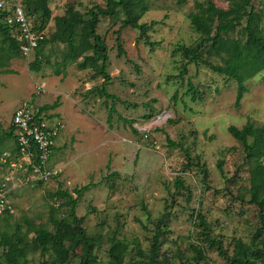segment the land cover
<instances>
[{"label":"rangeland","instance_id":"374dc122","mask_svg":"<svg viewBox=\"0 0 264 264\" xmlns=\"http://www.w3.org/2000/svg\"><path fill=\"white\" fill-rule=\"evenodd\" d=\"M207 1L186 0L179 5L176 0H149L150 9L139 21L156 22L147 38L133 28L119 29L123 14L101 18L97 32L105 40L109 57L106 72L110 79L105 85L90 69L77 68L82 58L69 65L64 75H54L62 45L46 48L39 72L29 69L32 56L9 62L11 72L0 75V154L13 147L11 139L2 137L20 106L29 105L33 111L52 107L49 114L60 116L65 128L49 163L61 173L46 184L24 186L11 195L14 212L0 219V239L3 233L20 228L33 248V230L54 231L51 218L68 213L67 207L57 208L64 199L53 194L67 191L75 198L74 189L89 185L75 212L84 218L87 235L98 240L97 264H110L108 238L114 234L138 242L147 255L158 220L163 231L160 264H226L221 251L230 256L234 241L250 242L258 211L247 202L249 164L227 128H242L247 121L264 124V71L245 83L247 92L235 107L234 81L187 61L179 48H194L201 39L188 15L195 11L194 3ZM212 1L220 9L227 8V0ZM68 3L85 14L90 8H105L107 0H52L49 29ZM251 5L264 17V0H251ZM205 51L203 58L223 63ZM47 58L49 63H45ZM37 86L43 88L40 94ZM104 87L113 97L99 91ZM166 137L182 143L191 154V163L178 148L168 146ZM196 156L202 167L196 164ZM176 178L182 186H176ZM196 213L204 216L211 240L220 241V247L204 240L193 217ZM195 247L204 252V260H194ZM258 248L261 255L252 259L264 264V245ZM2 252L0 247V264H5ZM78 253L67 264H78ZM28 260L38 264L51 258L49 253L41 256L32 251ZM124 264L151 263L130 245Z\"/></svg>","mask_w":264,"mask_h":264},{"label":"trees","instance_id":"16d2710c","mask_svg":"<svg viewBox=\"0 0 264 264\" xmlns=\"http://www.w3.org/2000/svg\"><path fill=\"white\" fill-rule=\"evenodd\" d=\"M17 1L22 6L25 15L32 21L34 29L44 33L43 40L31 54L32 60L29 63L31 71L39 72L41 70V62L47 47L62 45L59 60L53 66L54 75H64L69 65L82 58V61L77 63V68L79 70L90 69L96 77L103 79V85L109 81L110 76L106 72L109 63L107 45L97 32L100 19H114L119 14H123L119 29L133 28L139 31L142 38H147L149 29L156 25V22H151L149 25L139 23L150 9L149 0H107L105 8L98 6L90 8L85 14L77 10L72 3H68L63 15L53 18V28L50 29L48 25L52 18V11L49 3L52 0ZM185 2L186 0H176L179 5ZM227 3L226 9L218 8L212 0H208L206 3H194L195 11L188 15V19L194 32L201 39L194 48L180 47L179 51L189 63L202 64L212 72L234 81L236 83L234 106L239 107L243 95L247 92L245 83L264 71V17L254 9L251 0H227ZM8 16V11L0 10V75L11 72L7 66L13 58L18 56L24 58L18 49L12 28L7 24ZM116 34V49L120 56L123 50L118 35L119 30ZM232 34L235 35L232 37ZM207 47L208 50L205 51ZM204 51L207 55L221 58L223 63L213 64L203 58L201 54ZM48 61L47 58L45 63H49ZM183 71H186V66ZM99 91L106 94L105 87ZM188 91L187 93L190 94L193 89L190 88ZM106 96L113 97L108 94ZM194 97L195 95L192 94V99ZM51 108L45 106L40 111L46 112ZM112 111L113 109L110 108L108 122L111 120ZM124 122L130 125L132 123L126 120ZM133 131L135 132L134 129ZM227 131L235 141L241 144L245 160L249 164V199L247 202L258 211V225L249 243L236 240L233 243L230 256H226L223 251L220 252V255L225 258L226 264H256V260L252 258L261 255L262 250L258 248V245H264V124L255 125L253 122L247 121L242 128L230 125ZM2 138L12 140L13 147L10 151L15 152L14 133L11 126ZM166 140L169 147L178 148L184 153L188 163H191V154L181 142H173L169 137H166ZM196 158L198 160L196 164L202 167L200 158L198 156ZM218 166L221 167V164ZM185 170L183 169L182 172ZM112 175L117 174L112 173ZM175 184L177 187L182 186V181L176 178ZM88 188L89 185L74 189L72 193L76 194L75 198L67 191L57 190L53 194L55 197L64 199V202L57 208L67 207L68 213L65 217L54 216L51 218L54 231L35 228L33 230L34 237L30 241L33 248L27 241V234H21L20 228L12 234L3 233L0 247L3 250L2 256L5 264H29L28 255L32 251L39 252L41 256L49 253L51 260H43L38 264H67L71 255L77 251H79L78 264H97L94 250L98 240L87 235L82 227L84 218L78 217L75 212L79 200ZM10 215L5 214L0 219ZM193 217L198 222L204 240L220 247V241L211 240L204 216L196 213ZM161 224L162 221L158 220L147 255L143 253L138 242H128L123 238H118L115 234L110 236L108 238L109 263L124 264L128 248L132 245L137 251V255L147 257L151 264H160L158 255L162 241L160 236L163 233ZM196 224L194 222V225ZM166 228L167 224H164L163 229ZM195 252L194 260L196 262L204 260L205 254L202 250L195 247ZM261 261L264 262L263 259Z\"/></svg>","mask_w":264,"mask_h":264},{"label":"built area","instance_id":"2783aa9c","mask_svg":"<svg viewBox=\"0 0 264 264\" xmlns=\"http://www.w3.org/2000/svg\"><path fill=\"white\" fill-rule=\"evenodd\" d=\"M0 10L9 12L7 24L12 28L21 55L27 59L43 40L44 33L34 29L17 0H0ZM36 89L37 94L43 92L41 86ZM49 111H33L29 105H23L11 117L15 152L5 151L0 156V217L14 212L9 198L17 189L46 184L61 173L49 163L65 124L60 116Z\"/></svg>","mask_w":264,"mask_h":264}]
</instances>
